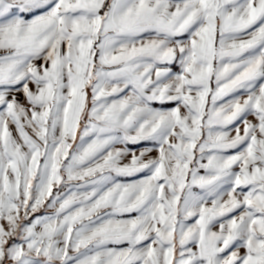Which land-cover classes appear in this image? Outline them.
Returning <instances> with one entry per match:
<instances>
[{
  "label": "snow or ice",
  "instance_id": "snow-or-ice-1",
  "mask_svg": "<svg viewBox=\"0 0 264 264\" xmlns=\"http://www.w3.org/2000/svg\"><path fill=\"white\" fill-rule=\"evenodd\" d=\"M0 264H264V0H0Z\"/></svg>",
  "mask_w": 264,
  "mask_h": 264
}]
</instances>
